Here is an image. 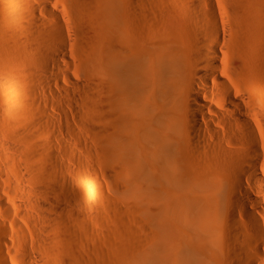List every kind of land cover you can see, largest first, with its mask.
<instances>
[{"label":"bare ground","instance_id":"bare-ground-1","mask_svg":"<svg viewBox=\"0 0 264 264\" xmlns=\"http://www.w3.org/2000/svg\"><path fill=\"white\" fill-rule=\"evenodd\" d=\"M259 37L264 0H0V134L44 189L43 264H100L102 236L58 196L71 149L49 132V101L66 116L77 98L101 177L146 216V248L123 264H264V107L240 56ZM4 232L0 264L17 252Z\"/></svg>","mask_w":264,"mask_h":264},{"label":"rangeland","instance_id":"rangeland-1","mask_svg":"<svg viewBox=\"0 0 264 264\" xmlns=\"http://www.w3.org/2000/svg\"><path fill=\"white\" fill-rule=\"evenodd\" d=\"M261 40L259 37V40L257 39L253 45L250 44L252 46L243 47L241 45L243 49L240 50L239 48L241 52L238 51V54L239 52L242 53L240 56H243L241 57L243 60L240 56L238 58L242 60L241 62H247L250 70L249 76L245 74V79H247V76L248 79L242 87L246 88L247 93L258 95L257 97L261 100L259 103L264 107V61H261L264 43ZM82 70L85 74H88L87 70L84 68ZM258 79L259 82L261 81L259 89L255 86V82ZM243 80L241 81L242 83H244ZM256 88L257 91L255 90ZM76 101L74 104L63 106L66 116L62 115L57 102L50 100L48 106L46 105L50 109V115L55 119L49 132L54 135L57 143L64 142L69 150L71 149L70 151L68 150L71 153H68V156L61 154L62 158L60 157L61 159H59L60 162H58L57 166L58 172L56 169L58 185L61 186L60 189L58 188L61 190L58 196L61 195L59 198H67L68 202L71 199V202H69L71 204L67 205V209L78 211L77 213L88 219L89 227L87 226V229H91V233L98 234L99 238L102 236L100 238V242H102L101 251H99L100 264H123L134 253L138 254L140 250L142 251L146 248V216L139 201H132V199L124 197V187L122 188V185L105 181L101 177L98 160V140L94 131H92V129L97 128V122L82 118V107L78 98ZM58 128L64 130V136L58 134ZM6 136L7 134L4 136L0 134V150L1 147L2 152L6 149L3 152L6 156L0 151L2 155H0V225L5 229L6 246H16L17 252L11 254L6 247H3L4 258L7 264H43L41 258L34 252L38 238H45V235L40 234L36 224V215L40 218H43V216L35 210L33 201L39 196L36 195L34 199L33 193L38 190L42 195L44 189L42 187L43 190L41 191L40 183L33 178V175H28L26 172V165H24L19 152V148H22L23 144L16 142L12 138L8 140L9 136ZM56 150L59 152L58 147H56ZM89 177L90 179H88ZM91 179H95L97 183ZM72 192L74 193L72 194ZM78 201H81V205ZM76 202L78 203L77 207L73 205ZM81 206L83 208H80ZM19 234L25 239L23 243L19 241ZM141 246L145 247L142 249ZM60 255L62 256H60L61 258L66 256L65 254ZM116 257L118 260H115L117 259ZM31 258L35 260H30ZM68 259V257H65L64 260Z\"/></svg>","mask_w":264,"mask_h":264}]
</instances>
